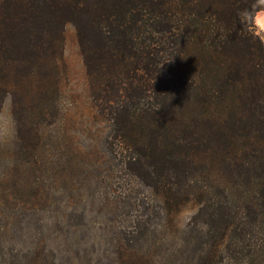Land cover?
I'll return each mask as SVG.
<instances>
[{
    "label": "trees",
    "instance_id": "trees-1",
    "mask_svg": "<svg viewBox=\"0 0 264 264\" xmlns=\"http://www.w3.org/2000/svg\"><path fill=\"white\" fill-rule=\"evenodd\" d=\"M254 2L0 0V107L10 94L20 152L35 166L22 170V193L53 203L42 171L61 181L94 167L77 147L57 159L45 143L62 115L72 23L93 105L111 126L107 156L151 189L120 230L119 264H154L145 242L191 202L184 248L197 231L200 248L179 264H264V43L240 23Z\"/></svg>",
    "mask_w": 264,
    "mask_h": 264
},
{
    "label": "rangeland",
    "instance_id": "rangeland-1",
    "mask_svg": "<svg viewBox=\"0 0 264 264\" xmlns=\"http://www.w3.org/2000/svg\"><path fill=\"white\" fill-rule=\"evenodd\" d=\"M64 59L62 115L47 127L45 143L54 149L57 159L73 158L71 149L77 147L81 161L94 167L87 164V169L70 170L61 181L56 179L57 170L45 169L42 180L56 190L54 202L34 205L33 191L27 189L23 194L20 185L24 168L25 174L29 170L35 173L33 158L20 152L11 98L6 97L0 107V264H119V237L124 238L122 246L128 243L120 230L131 227L138 215V202L151 193L128 171L120 170L119 161L107 156L105 139L111 126L93 105L72 23L66 26ZM104 192L110 194L109 206L102 203ZM197 210L195 202L184 205L175 221L169 222V230L163 231L165 235L159 231L157 237L145 242L144 249L150 245L154 253V264H179L199 250L198 231L189 249L184 248L185 230ZM158 221L159 217L154 218L152 225L157 227ZM173 249L181 251L166 262V253Z\"/></svg>",
    "mask_w": 264,
    "mask_h": 264
},
{
    "label": "clouds",
    "instance_id": "clouds-1",
    "mask_svg": "<svg viewBox=\"0 0 264 264\" xmlns=\"http://www.w3.org/2000/svg\"><path fill=\"white\" fill-rule=\"evenodd\" d=\"M240 23L264 43V0H255L251 10L240 13Z\"/></svg>",
    "mask_w": 264,
    "mask_h": 264
}]
</instances>
